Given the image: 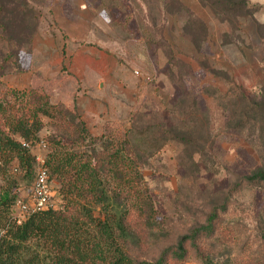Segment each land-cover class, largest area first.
I'll use <instances>...</instances> for the list:
<instances>
[{"label": "rangeland", "instance_id": "obj_1", "mask_svg": "<svg viewBox=\"0 0 264 264\" xmlns=\"http://www.w3.org/2000/svg\"><path fill=\"white\" fill-rule=\"evenodd\" d=\"M243 1L0 0V31L12 45L7 56L0 45V63L9 61L0 76L5 87L35 89L74 108L93 139L82 142L71 127L69 151L92 153L128 139L144 196L166 229L227 206L223 219L236 238L217 248L216 261L229 264L247 258L238 252L243 246L264 242V183L249 180L264 172V0ZM53 123L43 117L31 144L34 178L16 162L9 170L30 209L55 146ZM7 182L0 177V194ZM62 185L48 179V206L64 203ZM110 186L118 187L114 179ZM14 213L25 212L15 205ZM133 216L142 217L138 210ZM127 237L139 247L134 234ZM48 258L31 243L19 264Z\"/></svg>", "mask_w": 264, "mask_h": 264}, {"label": "trees", "instance_id": "obj_2", "mask_svg": "<svg viewBox=\"0 0 264 264\" xmlns=\"http://www.w3.org/2000/svg\"><path fill=\"white\" fill-rule=\"evenodd\" d=\"M0 32V45L7 56L6 48L12 49V45L3 26ZM8 62L5 58L0 63V76ZM43 117L54 122L56 134L50 139L55 146L45 159L48 179H62L59 192L64 203L35 210L19 220L14 206L20 188L9 170L16 162L26 178H34L36 156L30 148L39 140ZM71 127L82 142L93 139L74 108L57 105L48 94L35 89H7L0 80V177L11 184L0 194V264H19L31 243L46 253L50 264H229L216 261L217 248L236 238L223 219L227 206L212 205L180 230L166 229L144 196V177L130 156V141L124 139L102 150L94 148L92 153L82 151V146L79 151H69L64 140ZM40 141L48 145L45 139ZM69 164L71 179L65 181ZM113 179L118 186L114 190L110 186ZM249 180L264 183V172ZM136 210L140 219L133 216ZM129 233L136 236L138 248L129 241ZM238 252L247 258L241 257L235 264H264V242L257 249L243 246Z\"/></svg>", "mask_w": 264, "mask_h": 264}, {"label": "built area", "instance_id": "obj_3", "mask_svg": "<svg viewBox=\"0 0 264 264\" xmlns=\"http://www.w3.org/2000/svg\"><path fill=\"white\" fill-rule=\"evenodd\" d=\"M24 145L29 146V143L25 142ZM48 178H49L48 168L46 167L45 164H43L36 177V181L34 185L35 206L32 209H30L25 204H23L20 199L17 201V205L20 206L25 212L24 215L18 216L19 220L23 219L27 214H30L31 212L35 210L50 207L48 206V203L50 202L51 191L48 186Z\"/></svg>", "mask_w": 264, "mask_h": 264}, {"label": "crops", "instance_id": "obj_4", "mask_svg": "<svg viewBox=\"0 0 264 264\" xmlns=\"http://www.w3.org/2000/svg\"><path fill=\"white\" fill-rule=\"evenodd\" d=\"M261 3V2H260ZM261 22H263V21H261ZM264 23V22H263Z\"/></svg>", "mask_w": 264, "mask_h": 264}]
</instances>
